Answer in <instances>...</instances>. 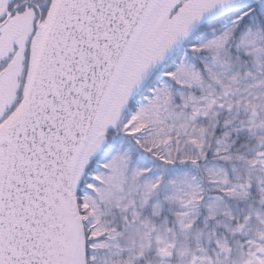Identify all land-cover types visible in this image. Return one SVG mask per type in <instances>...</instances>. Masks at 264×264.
I'll return each instance as SVG.
<instances>
[{"label": "snow or ice", "instance_id": "6c2138e0", "mask_svg": "<svg viewBox=\"0 0 264 264\" xmlns=\"http://www.w3.org/2000/svg\"><path fill=\"white\" fill-rule=\"evenodd\" d=\"M0 264H264V0H0Z\"/></svg>", "mask_w": 264, "mask_h": 264}]
</instances>
